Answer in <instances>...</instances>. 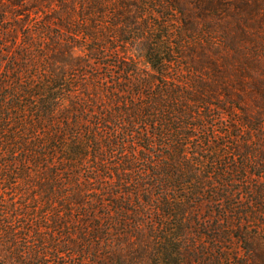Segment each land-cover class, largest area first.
<instances>
[{
	"label": "trees",
	"instance_id": "obj_1",
	"mask_svg": "<svg viewBox=\"0 0 264 264\" xmlns=\"http://www.w3.org/2000/svg\"><path fill=\"white\" fill-rule=\"evenodd\" d=\"M45 2L34 22L26 0H0V41L17 45L0 43V264H264L250 20L222 52L183 51L146 23L141 71L121 51L146 1Z\"/></svg>",
	"mask_w": 264,
	"mask_h": 264
},
{
	"label": "rangeland",
	"instance_id": "obj_2",
	"mask_svg": "<svg viewBox=\"0 0 264 264\" xmlns=\"http://www.w3.org/2000/svg\"><path fill=\"white\" fill-rule=\"evenodd\" d=\"M37 1L39 0H26V2H29V5H26V10H32V12H29V14L26 15L31 16L30 18L34 20V22L38 20V17L34 13L36 9H32L31 5L35 4V2ZM59 1L63 0H52V2L54 3H58ZM138 1L140 0H136V5L138 4ZM143 1H146L148 5L143 6L142 3H139L140 5L136 6V45L128 46L127 50L125 48H122L123 51H121L122 55L124 54V52H126V55H124L123 57H128L126 58V61L129 62V65L127 67L131 69L136 68V70L141 69V71H151L150 67L145 63L143 57V49H145V46L147 44L146 38L148 37V34H146V32H150V30L146 27V23L161 27L159 28L160 36H167V38H169L172 42L179 44L180 46L183 45V51L186 50L187 46L193 44L192 46L195 47H206L207 49L212 50V52H222V48H225L227 47V45L229 46L231 44V35L235 36L234 32L237 31V28L239 26L244 29L247 20H250L249 22L251 25L246 24L245 31L252 35L259 34L260 42L261 36L264 39V16L259 14L260 8L264 7L262 5L264 4V0H225L227 2L224 3V6L223 4L219 5L217 2H214V0H201L204 1L202 3L199 0ZM151 1H153V3H151ZM45 3L46 2L44 0L43 5L40 6L41 10H43V6ZM254 9L257 10L256 13L254 12ZM262 10L264 11V8ZM41 14H43L42 11L39 15ZM8 17L9 20H12L11 14H9ZM43 18L44 17H42L41 19ZM188 22L192 24V27H188ZM153 28L154 27H152V29ZM108 32L110 31L108 30ZM21 35L22 33L20 32V41L22 40ZM191 35H194V37L189 38V36ZM111 36H113V34H111ZM0 43L6 44L5 41H0ZM106 44H108V42ZM260 45L261 49L264 50V43H261ZM107 46L113 47L116 45ZM16 47L17 45L15 46L14 44H6L4 49L7 50L6 52H15L16 55ZM8 58H10V55H8V53L0 55V62L2 61L1 64L8 60ZM131 58H133L136 63H131ZM204 74H206L205 77L207 79L213 78L209 72ZM204 74H199V76H197L201 78L204 77ZM191 76L193 75H187L186 79H191ZM196 79L200 80L199 78ZM31 136L32 135H30L29 137L32 138ZM8 158L11 159L12 157L9 156ZM3 160L7 159L4 158ZM18 180L21 179L18 178L15 182H19L20 186V182L25 183L24 180ZM3 184V181L0 180V193H3V191L5 190ZM15 198L16 200H18V206L23 204L24 200L26 199L23 198V200L21 201L19 196H15Z\"/></svg>",
	"mask_w": 264,
	"mask_h": 264
}]
</instances>
